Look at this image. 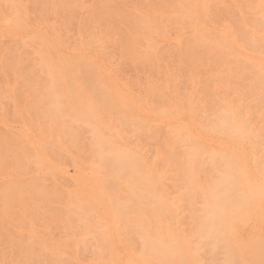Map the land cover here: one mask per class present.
<instances>
[{"label":"rangeland","instance_id":"obj_1","mask_svg":"<svg viewBox=\"0 0 264 264\" xmlns=\"http://www.w3.org/2000/svg\"><path fill=\"white\" fill-rule=\"evenodd\" d=\"M0 264H264V0H0Z\"/></svg>","mask_w":264,"mask_h":264},{"label":"bare ground","instance_id":"obj_2","mask_svg":"<svg viewBox=\"0 0 264 264\" xmlns=\"http://www.w3.org/2000/svg\"><path fill=\"white\" fill-rule=\"evenodd\" d=\"M230 167V166H229ZM231 169V168H230Z\"/></svg>","mask_w":264,"mask_h":264}]
</instances>
